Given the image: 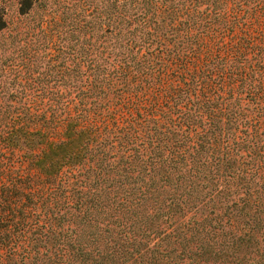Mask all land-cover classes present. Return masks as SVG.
Listing matches in <instances>:
<instances>
[{
    "label": "trees",
    "instance_id": "trees-1",
    "mask_svg": "<svg viewBox=\"0 0 264 264\" xmlns=\"http://www.w3.org/2000/svg\"><path fill=\"white\" fill-rule=\"evenodd\" d=\"M82 3L0 57V264H264V0Z\"/></svg>",
    "mask_w": 264,
    "mask_h": 264
},
{
    "label": "rangeland",
    "instance_id": "rangeland-1",
    "mask_svg": "<svg viewBox=\"0 0 264 264\" xmlns=\"http://www.w3.org/2000/svg\"><path fill=\"white\" fill-rule=\"evenodd\" d=\"M20 1L0 0V17L8 24L5 33L0 38V57L7 55L17 44L22 43L20 38L24 33L36 35L37 43H39L41 41L40 33H38L40 28L51 27L48 24L53 20H58L60 21L58 30H68L71 28L66 24L68 20L73 18L78 20L82 17L81 11L90 9L87 8L86 3H82L83 0H31L32 5L25 10L23 15H20L18 13ZM31 40H34L33 37Z\"/></svg>",
    "mask_w": 264,
    "mask_h": 264
}]
</instances>
